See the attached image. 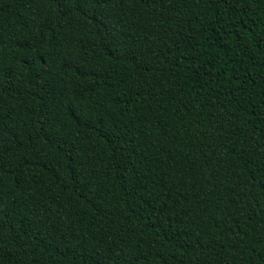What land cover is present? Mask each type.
I'll return each mask as SVG.
<instances>
[{"label":"trees","instance_id":"obj_1","mask_svg":"<svg viewBox=\"0 0 264 264\" xmlns=\"http://www.w3.org/2000/svg\"><path fill=\"white\" fill-rule=\"evenodd\" d=\"M0 264H264V0H0Z\"/></svg>","mask_w":264,"mask_h":264}]
</instances>
